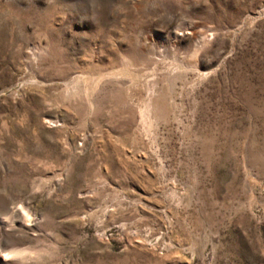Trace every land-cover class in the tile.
Masks as SVG:
<instances>
[{
	"label": "rangeland",
	"instance_id": "rangeland-1",
	"mask_svg": "<svg viewBox=\"0 0 264 264\" xmlns=\"http://www.w3.org/2000/svg\"><path fill=\"white\" fill-rule=\"evenodd\" d=\"M0 264H264V0H0Z\"/></svg>",
	"mask_w": 264,
	"mask_h": 264
}]
</instances>
